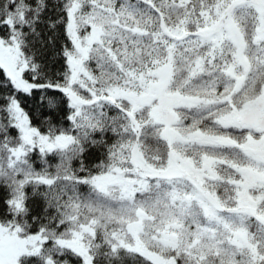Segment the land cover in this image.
<instances>
[{"label":"snow or ice","instance_id":"1","mask_svg":"<svg viewBox=\"0 0 264 264\" xmlns=\"http://www.w3.org/2000/svg\"><path fill=\"white\" fill-rule=\"evenodd\" d=\"M0 264H264V0H0Z\"/></svg>","mask_w":264,"mask_h":264}]
</instances>
